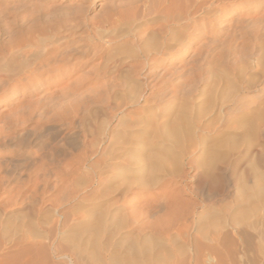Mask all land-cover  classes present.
<instances>
[{
    "label": "rangeland",
    "instance_id": "obj_1",
    "mask_svg": "<svg viewBox=\"0 0 264 264\" xmlns=\"http://www.w3.org/2000/svg\"><path fill=\"white\" fill-rule=\"evenodd\" d=\"M52 1L51 4L49 3L53 6V9L50 11L51 13L48 12L49 8L45 9V11L43 9L40 13H37L46 0H0V53L4 52V48L10 44L9 40L15 41L16 39L14 38H17V36V39L21 36L23 40L24 35L22 34L25 33L26 35L28 31V29H24L26 26L24 23L26 24V20L32 19L36 13L46 18L44 20H47V22L44 21L45 24L42 23L41 25L44 27L42 30L43 34L41 33L43 36L38 32L34 33L36 34L34 35L36 38L43 37L40 38L43 45L48 43L47 46L50 47L51 43L54 42V44H58L60 39H62L60 40L61 42L65 39L69 47L71 49L75 48L74 50H76V52H73L74 55L67 61V67L74 69L76 72L69 79H64L61 82L57 81L55 78L50 79L49 82L45 81V78L38 82L25 80L21 84L28 86L26 92H23L21 89V92L14 96L11 94V91L14 89L12 83H10L12 81L0 80L1 88L6 85V87H4L6 89L2 88L1 90L4 92V95H0V178L4 176L6 180H4L3 186L0 187V264H102L100 260L103 261L102 258L104 256L101 257L100 255L104 254L101 253V251L93 252L89 247L88 249L86 247V249L84 247L81 249L82 246H86L82 241L87 240L88 234L81 230H79L78 233H74L73 229L79 224L88 222L89 219L86 211L93 205H101L103 210L107 209L106 211L114 215H117L118 209H123L122 206H125L126 209L122 212L130 213L133 212L145 198L152 196V194L160 193L161 190H163L162 188H155L149 192H146L147 190H144V192L143 190L138 191L139 189L135 186L137 183H134L136 182L134 181L133 187L131 186V189L126 192L125 198L118 199V193L120 191V189L118 190V166L120 168H129L127 161H120L118 156L125 155V151H133L137 145L140 146L144 142L149 143V141H154L149 139L151 134L148 135V133L144 131V127L140 130L141 125H138V122H140L138 117H142L141 119H143L142 121H144L143 123H145V126L150 127L152 120L149 119V117L153 116V113L160 114L161 116L165 114L168 107H170V105L167 106V104L169 103L172 105L174 101H178L171 99V97L176 95L179 96L178 99L181 98V95L183 96L188 88L185 86L186 81H188L189 78L196 79L200 76V67L203 69L210 68V71L207 73L208 75L204 74L201 76V78H208L209 82L208 80L207 82L210 88L212 86L210 82L212 81L211 83H213L215 78L223 75H231L230 77L234 79L241 78V81L244 80V83L248 81L251 83L253 81L257 82L255 83V85L258 84L256 89H251L249 92L245 89H241L239 91L240 93L237 92L235 94L233 91L232 95L237 96H234L235 98H241L246 103H251V105L255 102H261L262 110L260 113L261 116H264V91L260 92V87L264 85V65H262L264 63L262 60L264 59L262 58L264 48L261 52L262 48L260 44L258 45L259 40L262 38L264 39V0H225L224 2L222 0H217V4H213L207 12L204 11V13L202 12L200 15H197L199 14L197 13V17H195L196 15L193 16V19H195V21L197 20L199 23L198 28L189 27L188 29H184L186 32L183 31L181 35L186 36L187 43H185L182 48L181 46L176 48L174 42H172L173 44L168 42L173 49H171L172 51L170 50V54L171 52L172 54H169L167 58L163 57L164 61L160 63L149 61L151 65H144L142 56H137V54L143 55L140 50H142L144 46L143 44L140 46L137 45L135 42L136 37L134 38L133 32L131 34V28L129 27L133 26L132 28L136 29L140 28V25H142V28H140L141 32L139 31L137 36H145L147 32L149 33L153 28L159 26L157 23L161 22L164 12L167 11V7H170V3L174 0ZM179 1L180 2L177 3L174 2L176 5H178V3L181 6L184 5L182 4L184 0ZM34 2H36L35 7L32 6ZM31 6L33 8H31ZM58 6H60V8ZM220 6H223L226 10L223 11L219 18L217 17V19H219L217 25L210 27L207 21L210 20V18L216 17V8ZM151 8L152 10H150ZM147 9L150 10L151 13L142 16V12ZM139 13L142 18L139 16ZM134 14H138L137 16L140 18L138 19ZM213 14L215 16H213ZM160 16L161 19H159ZM47 17L50 18L48 19ZM157 18L160 21L157 22ZM23 19L25 22L22 21ZM143 21L148 22L151 26L149 27V25H147L146 27ZM153 21L156 25L150 23ZM181 23L183 24V21L180 22V24ZM9 24L14 25L10 26ZM205 24L206 27L203 26ZM10 30L12 33H10ZM44 31L48 33L46 34ZM252 33H254L255 36ZM252 37H254V39ZM256 39H258V41ZM95 43L99 44L100 47L102 46L101 54H97V50L93 49ZM150 47L152 46L150 45ZM129 51V55L132 54L130 58L128 55ZM118 52L121 53V56ZM149 52L153 54V51ZM125 54L128 56H125ZM118 59L125 60L132 68L147 67L145 68L146 70L144 68L142 70L143 72L145 71V74L149 71L155 72L156 74L157 71L160 74L163 73L160 75L162 77L157 74V77H150L148 80H143L141 77L143 82L139 83L142 84L145 82L147 84H144L146 86H141L142 99L139 102L133 104L128 103V98H123L122 95H120V93L124 94V91H121L123 90L121 88L122 83H119L121 81L116 77L114 78L115 75L111 76L107 74V71L114 67L115 62H118ZM208 60H213L212 65L214 67H212V65L208 66ZM201 62L203 63L201 64ZM260 64L262 67H260ZM211 67L215 71H212ZM242 67L245 68V71H243L244 69ZM240 69H242V71ZM101 71L103 72L101 73ZM223 71L225 74H222ZM211 73L214 80L211 79ZM230 73H233V75ZM261 73H263L261 76L263 80L259 76ZM187 76L188 78H186ZM213 76H215V78ZM256 76L261 78V80L259 79L260 81H257L258 78ZM238 84L239 81L236 83L239 88ZM33 89L36 91L32 94L31 91ZM59 89L62 91H59ZM208 91L209 89H207V92ZM159 97H161V99L163 98L162 101ZM119 100H122V102ZM35 101H38L37 104ZM20 102L24 104L17 109V112L21 111V113H23L22 110L24 109V115L22 114V116L28 117V120L22 119L16 122V112L14 110L16 107L14 106ZM83 103H87L86 106L84 104L85 107ZM32 104H34L35 107ZM225 106L228 112H230L227 113V119L217 121L216 115L212 114L210 116L212 120L216 119L212 121V123L217 121L214 125L216 128L215 130H222L223 124L227 123L229 125H227L228 128L223 129L225 135L248 132L249 128L252 127V123L250 121L241 123L238 119H233L238 113L235 112L236 110L230 111V109H234L235 106L232 103L226 104ZM73 109H78V115L80 116L77 115L76 118H72ZM87 110L89 111L87 112ZM141 111H144V113L140 114L139 112ZM69 113L71 114L72 120H70ZM135 113L138 115L136 118V115H134ZM58 114H62V116ZM144 114L148 119L145 118ZM63 116L69 119H65ZM84 118L87 119L84 120ZM261 118L263 122L258 125V140L264 143V117ZM80 120L81 122L78 123ZM118 122L120 124H125V127H127V122L130 123L133 129L128 130L129 128L127 127V133L129 134L130 132L139 130L142 133V137L137 140L135 138L134 140L132 138L128 139L129 136L123 137V132L126 130L123 128L124 125L120 127ZM133 123L134 126H137L133 127ZM119 131L122 132V134ZM253 134L254 132H252V135ZM120 138H123V140L121 139L122 143L119 144L121 141ZM225 138L222 139L221 136L220 139L219 136L212 141V144L214 143L217 148L220 149L219 151H225L232 145L231 142L227 143V141L224 140ZM55 139L57 140L55 141ZM124 140L126 141L125 143L123 142ZM95 141L98 143L95 144ZM219 141L223 143L220 142V144ZM118 144L122 146L118 147ZM218 145L220 146L218 147ZM243 147V145H240L241 149ZM198 148L196 150L197 152ZM57 150L60 152L63 151L66 155H64L63 152L61 154L59 152L60 155L54 156V152ZM196 151L193 153L194 155L197 153ZM45 156H47V159ZM42 170L45 172H42ZM6 172L9 175H7ZM196 172V170L188 169L187 166H184L182 168V174H184H181L177 178H172L173 181H182L177 183V185H183L186 189L193 191L196 185L195 183H197L195 178ZM35 179H39L41 184L48 180V189L43 188L42 185L39 187L41 189L32 186L31 184L36 181ZM31 181H33V183ZM23 183L25 184L24 186ZM53 184L54 186H52ZM50 186L54 189H51ZM198 199L202 202L197 205L196 212L202 214L206 227L208 225L209 228V221H211V225H214V222L216 223L212 228H209L210 230L208 228H203L204 232L201 233L202 230L199 231L201 234L197 233L194 228L190 230L189 234L198 244L201 243V246L206 245L215 247V254L212 253V255L204 249L205 251L203 250V253L199 251L201 253L197 255V251V254L194 253L193 256V252L186 251L187 253H191V257L190 255H186L189 257L188 259L184 256V261L188 259L187 261H195L198 264H264V220H262L261 223L258 222L259 224H255L256 222H253L255 218L252 219V221L250 218H245L243 213L240 214L241 212L237 214L241 208L243 211L245 210V208L237 206L236 199H239L238 202L240 201L237 194L228 198L226 202H224L225 204L217 203L213 207L217 215L212 219H210L208 215L209 212L207 211L208 207H211V205L204 201L203 196H198ZM118 200H120V203ZM153 217H148L142 220V222L149 221L154 223L156 216ZM237 217L239 218L237 219ZM213 219L214 221L212 222ZM247 222L248 224L251 223V226H248ZM221 223H225L223 227ZM204 224L203 226L205 227ZM6 225L8 227H6ZM18 226H21L22 230H16L15 228H18ZM256 227L257 229L255 230ZM258 228H262L261 231L259 230V234L256 233ZM225 229L229 237L227 244L221 243V238L225 233ZM32 230L37 235H35ZM240 232L246 233L251 237L250 246L240 238L242 237ZM221 235L222 237H220ZM100 239V241L107 240L105 235H100ZM204 239L207 240L205 241ZM214 240H217V242ZM228 247H230V249ZM94 255L96 258L98 257L99 260L96 259ZM191 259H193V261ZM198 261H201V263Z\"/></svg>",
    "mask_w": 264,
    "mask_h": 264
},
{
    "label": "bare ground",
    "instance_id": "obj_2",
    "mask_svg": "<svg viewBox=\"0 0 264 264\" xmlns=\"http://www.w3.org/2000/svg\"><path fill=\"white\" fill-rule=\"evenodd\" d=\"M37 1H39V0H37ZM174 1L176 3L180 2L179 0L178 1L174 0ZM174 1L172 3H170L171 6L169 5L170 7H167L168 9L166 8L167 11L164 12L162 19L160 16L159 19H161V22L157 23V24H159V26H157L156 28H153V25H152L153 29L151 30V32H149V33L147 32V34L145 33L146 34L145 36H142L141 34H140L141 36H137V33L139 31L141 32L140 28H142V25H140L141 26L140 28H136V29H133L132 28L133 26L129 27V28H131L130 29L131 34L133 32L134 38L136 37L135 42L137 43V45L140 46L143 44V46H144V47H142V50H140V51H142L143 55L137 54L138 57L142 56V59H143L142 61H143L144 65H146V64L151 65V64H149V61H152L154 63L163 62L164 61L163 57L167 58L168 55L170 54V50L172 49V47H170V45H169L170 43H168V42H171V44H173L172 42H174V46H176V48L180 47V46L182 48L184 46V44L187 43L186 36L181 35L182 32L184 31V29H188L189 27L198 28L199 23L197 20L195 21V19H193V16H195L197 13H199L197 15H200V13H202V12L204 13V11L207 12L213 4H215V3L217 4V0H200V1H197V0H184L183 1L182 0L184 2L182 4H184V5L181 6V5H179V3H178V5H176V3ZM222 1L224 2L225 0H222ZM52 2H53L52 0H46V2L43 3L44 5H41V7H40L41 10L39 9V11L37 13H40L43 9L45 11V9H48V8H49L48 12H50L53 9V6L50 5ZM35 3L36 2H34V5H32L33 7H35ZM32 6H31V8H33ZM58 7L60 8V6H58ZM213 8H214V6H213ZM150 10H152V8ZM150 10L147 9L146 11L142 12V16H144L145 14H150L151 13ZM224 10H226V8H224L223 6L216 8V11H215L216 17L210 18V20L207 21V23L209 24L210 27L217 25L218 20H219V19H217V17L219 18V16L223 13ZM37 13L34 17H32V19H29L28 21L26 20V24L24 23V25H26V26H25V28L24 27L23 28L28 29V31L26 32V35H25V33L22 34V35H24L23 40H22L21 36H19V39H17L18 36H17V38L15 37L14 38V39H16L15 41L9 40L10 44L8 42L9 45L6 48H4L5 51L0 53V80L1 81H6V80L12 81V82H10L13 85L12 87H14V89L11 91L12 96L21 92L20 91L21 89L23 90V92H26L28 86L21 84L25 80L31 81V82H33V81L38 82L41 79L45 78V81L49 82L50 79L55 78V79H57V81L61 82L64 79H69L73 74L76 73L74 69L67 67L68 59L74 55L73 54L74 51L76 52V50H74L75 48L71 49L69 47L68 42L65 39H63V40L66 42L62 41V42H64V43H62L60 41L62 39H60L58 44L55 43L56 45L52 41L53 43H51L50 47L47 46L48 43L43 45L42 40H40V38H43L42 37L43 36L42 30L44 27H42L41 25H42V23H44V21L47 22V20H44L46 18L42 17V15H37ZM208 13H210V12H208ZM135 15L136 14H134V16ZM137 15H136V17L138 18ZM140 15L141 14L139 13V16ZM197 15L195 17H197ZM142 16H140V17L142 18ZM213 16H215V15L213 14ZM205 18H206V16H205ZM24 19H25V17H24ZM24 19L22 20L23 22H25ZM156 20H157V22L160 21V20H158V18ZM133 21H135V20H133ZM182 21H183V24L182 23L180 24V22H182ZM127 22H125V23H127ZM143 22H145V21H143ZM150 23L155 24L154 21L150 22ZM13 25L14 24H12L10 26H13ZM24 25H22V26H24ZM135 25H136V23H135ZM145 25H146V27H147V25H149V27L151 26L148 22H145ZM43 26H45V25H43ZM203 26L206 27V24ZM146 27H144V28H146ZM16 28H17V26H16ZM67 28H68V26H67ZM67 28H66V30H67ZM147 29H149V28H147ZM37 32L39 34L42 33L41 34L42 36L36 38V36H34L36 34H34V33H37ZM44 32H46V31H44ZM142 32H143V30H142ZM184 32H186V30ZM7 33H9V32H7ZM10 33H12L11 30H10ZM47 33L48 32H46V34ZM255 33H257V32H255ZM252 34H254V33H252ZM121 35L124 36L123 34H121ZM254 36H255V34H254ZM12 37H14V36H12ZM252 38L254 39V37H252ZM11 40H13V39H11ZM51 40H48V41H51ZM256 40L258 41V39H256ZM60 42H61V44H60ZM259 44H260V47L262 48L261 49V52H262L263 48H264V39L263 38L259 40L258 45ZM150 45L152 47H150ZM254 47H255V45H254ZM208 48H210V47H208ZM93 49L97 50L96 51L97 54L102 53V46L100 47L99 44H97V43L94 44ZM137 51H139V50H137ZM149 51H153V54H150ZM118 53H120V52H118ZM126 53H127V51H126ZM129 53H130V51L128 52V55H129ZM171 54H172V52H171ZM126 55L127 54H125V56ZM130 55H132V54H130ZM130 55H129V58L131 57ZM262 55H263L262 58H264L263 53H262ZM120 56H121V53H120ZM212 59H214V58H212ZM262 60L264 62V59H262ZM212 61L213 60L207 61V63L209 64L208 66L212 65ZM202 63L203 62H201V64ZM213 64H214V62H213ZM262 65H264V63ZM262 65L260 67H262ZM199 66H200V64H199ZM212 67H214V66L212 65ZM212 67H211V70L215 71L214 69H212ZM143 68L145 69L147 67L132 68L131 66H129V64H127V62H125V60L118 59V62H115L114 67L112 69L109 68L110 70L107 71V74H109L111 76L115 75L114 78L116 77V78H118L119 81H121L119 83L120 84L122 83L121 88L123 90H121V91H124V94L120 93V95H122L123 98L124 97L128 98V103H130V104L139 102L142 99L141 86L142 85L146 86L144 84H147V83L144 82V83L140 84L139 82H143V80H148L150 77L155 78V77H157V74H159V76L161 74H163V73H161V74L158 73V71H157V74L155 72H150V71L147 72V74H145V71L144 72L142 71ZM209 69H203L200 67V69H199L200 76L196 79L189 78V80L186 81L185 86L188 87L187 91H185L186 93H184L183 96L181 95V98H179V99H178L179 96H176V95L172 96L171 99L178 100V101H174L172 105L169 103L168 104L166 103L167 106L170 105V107H168V109L166 110V113L164 111L165 114H163L161 116L160 114L153 113V116L149 117V119L152 120L150 127L145 126V123H143L144 121H142L143 119H141L142 117H138V115L136 113L134 114V115H136L135 118L138 117L140 120V122H138L139 123L138 125H141L140 130L142 129V127H144V131L146 133H148V135L151 134L149 139H152L154 141H149V143L144 142L140 146L137 145L138 148L136 146V148L133 151H131V152L125 151V153H126L125 155H119L118 156V159L120 161H124V162L127 161L128 166H129L128 169H126L124 167L120 168L118 166V183H119L118 190L120 189V191L118 193L119 194L118 199H121V198L124 199L126 192H128L131 189V186L134 185V183H137L135 186L137 189H139L138 191L143 190V192H144V190L145 191L147 190L146 192H149L155 188L156 189L162 188L163 190H161L160 193L152 194V196L145 198L143 201L140 202L139 206L135 210L133 209L134 211L130 212V213L122 212L124 209H126L125 206H122L123 209H120V210L118 209V213H117L118 216L114 215V214H110L108 211H106L107 209L103 210L101 205H93L88 209V211H86L88 219H89L88 222L77 225L73 230H74V233H78V231L81 230L82 232L84 231L88 234L87 240L82 241L84 243V245H86V246H82L81 249H83V247L84 248L86 247L88 249V247H89L90 249H92L91 251H93V252L94 251H97V252L101 251V253L104 254V255H102V254L100 255L101 257L104 256L102 258L103 261L100 260V262L102 264H158V263L159 264H198L195 261L194 262L187 261L189 259V257H187V256L190 255V257H191L192 252H193L192 255L194 256V253L197 254V251H198L197 255H199V253H201V252L203 253L205 250L210 254H212V253L215 254L214 253L215 247H213V246L209 247V246H206L203 244H202L203 246H201V243L198 244L196 242V240H194L191 237V235L189 234V232L192 228L196 229V232L199 234L204 232L203 231L204 229L208 228V225L206 227V225L204 224L205 222L203 221L202 214L201 213L199 214L198 212H196L197 205H199V203L202 202L201 200L199 201L198 196L199 197L203 196L204 201H206L207 203H209L211 205V207H208V209H207V211L209 212L208 215H209L210 219H212L214 216L217 215L216 211L213 208L217 203H224V202H226V200L228 198L232 197V195L237 194V196H239V198H240L239 202H238L239 199L238 200L236 199L237 206L238 207L241 206V207L245 208V210L243 211L242 208L240 207L241 209H240V211H238V213L236 212L237 214H239V212H241L240 214L243 213L244 214L243 216L247 219L250 218L252 220L255 218L256 220L255 219H254V221L252 220L253 222H256L255 224H257L258 222L261 223L262 220H264V143H262L258 140L259 139L258 138L259 137L258 125L263 122L261 117H264L263 115L261 116V113H260L262 110V103L261 102H255L251 105V103H246L241 98L240 99L235 98L237 96L232 95L233 91L236 94L241 89H243V90L245 89L248 92L251 89L254 90L258 87V84L255 85V83H257V82H254V81L252 83L249 81L244 83V80L241 81L242 80L241 78H237L238 79L237 80V79H234L233 77H230L231 75H223V76L218 77V78H215V76H213L215 78V80H214L212 78V73H211V79L214 81H213V83H211L212 81L210 82V84L212 85L210 88V85L208 83L209 82L208 78L207 77H206L207 79L201 78V76H203L204 74L208 75L207 73L210 71ZM243 69H244L243 71H245V68H243ZM240 70L242 71V69H240ZM240 70H239V72H240ZM220 71H222V70H220ZM257 71H258V69H257ZM102 72L103 71H101V73ZM162 72H163V70H162ZM166 72H167V70H166ZM196 72H197V69H196ZM217 74H214V75H217ZM222 74H225L224 71ZM230 74L233 75V73H230ZM262 74L263 73H261L259 76L261 77ZM117 75H118V77H117ZM217 76H219V75H217ZM141 77L143 80L141 79ZM160 77H162V76H160ZM186 78H188V76ZM257 78H258L257 81H260L262 77L261 78L257 77ZM207 80H208V82H207ZM262 80H263V78H262ZM238 81H239V84H238L239 88L236 85V83ZM35 86H37V85H35ZM65 86L68 87L67 85H65ZM4 87H6V85H4L2 88H4ZM157 87H158V85H157ZM2 88L0 89V91L2 90ZM68 88H66V89H68ZM260 88H261L260 92L264 91V85H262V87H260ZM4 89H6V88H4ZM4 89H3V91H4ZM60 89H59V91H62ZM207 89H209L210 92L209 91L207 92ZM35 91L36 90L33 89L31 91V93L33 94V93H35ZM1 92H0V95H4V92H2V93ZM65 93H62V94H65ZM142 93H143V91H142ZM71 95H73V94H71ZM120 95H119V97H120ZM67 97H68V95H67ZM159 98L161 99V97H159ZM119 99H121V98H119ZM162 99H161V101H162ZM37 102L38 101H35L36 104H37ZM120 102H122V100ZM125 103H127V102H125ZM229 103H232L235 106L234 109H230V111L236 110L235 112L238 113L233 119H238L239 121H241V123H243L245 121H250L252 123V125H251L252 127L249 128L248 132L246 131L242 134L225 135L223 129L228 128L229 125L227 123L223 124L222 130H218V131L215 130L216 128L214 127V125H215V123H217V121H222L223 119L228 118L227 113H230V112H228L225 105L229 104ZM23 104L24 103L20 102L14 106V107H16V108H14V110L16 112V119L15 118H13V119H15L16 122L21 121L22 119L23 120L25 119L26 121L28 120V117L26 118V117L22 116V114L24 113V111H23L24 109L22 110L23 113H21V111L17 112V109L20 108ZM84 104L85 103H83V106H84ZM86 104H85V106H86ZM32 105H34V104H32ZM67 105H66V108H67ZM123 106H124V104H123ZM34 107H35V105H34ZM87 109H89V108H87ZM82 110H84V109H82ZM89 110H87V112ZM81 111H80V114H81ZM90 112H93V111H90ZM153 112H155V111H153ZM139 113L142 114V113H144V111H141ZM212 114L216 115V118H217V121L213 122V123H212V121H214L216 119L212 120L210 118V116ZM60 115L62 116V114H60ZM70 115L71 114L69 113V116ZM72 115H73L72 118H76V116L78 115V109L77 110L73 109ZM78 116H80V115H78ZM57 118H58V116H57ZM67 118H65V119H67ZM145 118L148 119V117L146 115H145ZM85 119H87V118H84V120ZM70 120H72L71 116H70ZM73 120H75V119H73ZM15 121H13V122H15ZM82 121H83V119H82ZM71 122H69V123H71ZM80 122H81V120L78 123H80ZM120 122H121V120H120ZM128 124L131 127L130 123L127 122V127L129 128L128 130H132L133 128L131 127V129H130ZM118 125H120V127H123L122 125H124V127H123V128H125L124 130L127 129V127H125V124H123V123H121V124L119 123ZM132 125H133V127L137 126L136 124H135L136 126H134V123ZM38 128H39V125H38ZM240 128H241V126H240ZM118 130H120V129H118ZM11 131H13V130H11ZM102 132H103V130H102ZM252 132H254L253 135H252ZM120 133L122 134V132H120ZM124 136H126V137L129 136L128 139L132 138L134 140V138H135L137 140L140 137H142V133L139 130H137V131L135 130V131L130 132L128 134L127 130H126L123 132V137ZM219 136H220V139H221V136H222V139L227 137L224 140H226L227 143L231 142L232 143L231 147L229 146V148L226 149L225 151H219L220 149H218L214 143L212 144V141L215 140L216 138H218ZM262 137H263V135H262ZM100 138H101V136H100ZM121 139L123 140V138H120V140ZM56 140L57 139H55V141ZM122 140L120 142L118 140L119 144L122 143ZM76 141H77V139H76ZM123 142L125 143L126 141L124 140ZM220 142L221 141H219V143ZM97 143L98 142H96L95 144H97ZM221 143H223V142H221ZM119 144H118V147L122 146ZM224 144H225V142H224ZM66 145H68V144H66ZM226 145H229V144H226ZM240 145H243L244 147L241 149ZM96 146H98V145H96ZM219 146L220 145H218V147ZM197 148H198V152L196 151ZM222 149H224V148H222ZM122 150H124V149H122ZM125 150H126V148H125ZM195 151L197 153L194 155L193 153ZM59 152L60 151H58V150L55 151L54 156L60 155L63 151L60 152V154H59ZM121 152H123V151H121ZM63 154H64V152H63ZM119 154H120V152H119ZM64 155H66V154H64ZM64 155H63V157H64ZM43 156H44V154H43ZM45 157L47 159V156H45ZM83 157H85V156H83ZM57 159H59V158H57ZM51 162H52V160H51ZM184 166H187L188 169H194L197 171L195 174V178H196L197 183H195L196 185H195V188L193 191L186 189L185 186H183V185H181V186L177 185V183H180L182 181H180V180L179 181H177V180L173 181L172 177H176V178L179 177L182 174V168ZM66 170H68V169H66ZM43 171L44 170H42V172ZM47 172H46V174H47ZM64 172H66V171H64ZM7 175H9V174L7 173ZM36 176H38V175H36ZM44 178H46V177H44ZM47 179H44V180H47ZM4 180H5L4 176L0 178V187L3 186L2 185V184H4L3 182L6 181V180L5 181ZM35 180L36 181H34V183H33V181H31L33 183L31 185L34 186L35 188H39V187H41V185L43 188H47L49 186L48 180L46 182H43V184H41V181L39 179H35ZM134 181H136V182H134ZM24 185L25 184L23 183V186ZM50 185H51V183H50ZM52 186H54V184ZM52 186H50V188ZM39 189H41V188H39ZM51 189H54V188H51ZM230 190H232V191H230ZM230 192H232V193H230ZM184 196L187 199H185ZM112 202H113V200H112ZM118 202L120 203V200H118ZM115 204H116V202H115ZM235 204H234V206H235ZM107 207H110V206H107ZM229 210H230V207H229ZM219 212H218V214H219ZM151 216L152 217L156 216V220L154 221V223H151L149 221H145V222L143 221L142 222V220L147 219L148 217H151ZM11 217H12V215H11ZM238 218L239 217H237V219ZM241 220H243V219H241ZM213 221H214V219L212 220V222ZM234 221H236V220H234ZM152 222H153V220H152ZM209 222H210L209 228L210 227L212 228V226H214L216 223V222H214V225H211V221H209ZM209 222H207V223H209ZM8 223H9V221H8ZM225 223H223V224L221 223L222 227L224 226ZM10 224H12V223H10ZM203 224L205 225V227L203 226ZM247 225L251 226V223L248 224V222H247ZM8 226H9V224H8ZM8 226L6 225V227H8ZM21 226H18V228H15V229L18 231L22 230ZM256 226H259V225H256ZM13 228H14V226H13ZM245 228H246V225H245ZM256 229H257V227L255 228V230ZM11 230H13V229H11ZM55 230H57V229H55ZM209 230H208V232H209ZM259 230L261 231L262 228L261 229L258 228V231L256 232L257 234H259ZM199 231H201V233ZM211 231H212V229H211ZM7 232H9V231H7ZM29 233H30V231H29ZM34 234H35V232H34ZM205 234H206V232H205ZM35 235H37V234H35ZM100 235L101 236L105 235L107 240L106 241H100L101 240ZM240 235L242 236L240 238H242L246 242V244L249 245L251 240H252L251 237L248 234L243 233V232L242 233L240 232ZM75 236L77 238L76 234H75ZM30 237H31V235H30ZM32 237H33V235H32ZM220 237H222V235ZM38 238H39V236H38ZM79 238H81V237H79ZM81 239H80V241H81ZM217 239H218V237H217ZM221 239H222L221 243H223V244H227V242L229 241L228 232H226V229H225V233L223 234V237ZM104 240H105V238H104ZM204 240L206 241L207 239H204ZM72 241H73V239H72ZM199 241H200V239H199ZM214 241L217 242V240H214ZM77 245H79V244H77ZM217 246H218V244H217ZM220 247H222V246H220ZM191 248H193V249H191ZM228 248L230 249V247H228ZM186 251L187 252L191 251V253H187ZM199 251H201V252H199ZM83 253H84V251H83ZM202 255H204V254H202ZM205 255H206V253H205ZM184 256L188 258V259H185V261L183 260ZM193 256H192V258H193ZM95 258H96V256H95ZM95 258H93V259H95ZM197 258H199V257H197ZM96 259H98V257ZM191 260L193 261V259H191ZM208 262H211V261H208ZM199 263H201V261Z\"/></svg>",
    "mask_w": 264,
    "mask_h": 264
}]
</instances>
